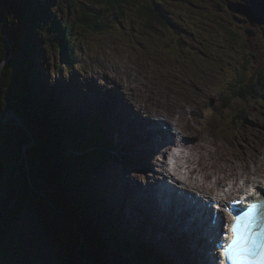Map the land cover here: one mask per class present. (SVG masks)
<instances>
[{"label":"rangeland","instance_id":"rangeland-1","mask_svg":"<svg viewBox=\"0 0 264 264\" xmlns=\"http://www.w3.org/2000/svg\"><path fill=\"white\" fill-rule=\"evenodd\" d=\"M9 1L6 0V3L9 7H12ZM69 1L53 0V6H60L59 10L56 7H49L53 17H50L47 10L41 11L47 18L45 19L44 16L41 18V26L29 24L26 31L19 26L20 16L17 13L14 11V14L7 13L6 20L9 24L5 27L12 30L15 27L14 23L17 22V30L14 33H9V37L13 36L10 39L14 38L11 44L14 50H17L15 57L25 61L24 65L19 66L14 59L18 72L23 73V76H19L20 86L23 89L22 82L26 79L24 70L27 69L26 60L30 53L32 57L31 64L36 63L33 70L34 80L30 81L32 83L31 88L36 86L38 82L41 90L47 91L43 85L45 83H47V87H50V85V88L55 87V89H51L55 93L54 96H52V92H49L48 98H55L49 102L50 105L53 103L55 104L54 107L56 105L63 107L60 113L56 107L53 108L57 112L55 113L57 114L56 118L61 116L64 119L67 110L70 114L72 113L65 102V100H70L77 104L84 113L94 117L97 124L104 129L105 135L113 137L117 147L112 145L108 148L107 152L110 159L103 166L88 169V154L83 155L85 160H82L80 166L87 168L86 171H89V174H94L102 192L106 191L104 193L110 199L106 202L113 212L117 209L122 213V216L119 213L116 214L120 230L123 233L130 231L131 235L140 241L139 246L147 250V255H143L145 262L142 260V263L136 258L135 263L192 264V261H190L191 255L184 251L183 247L185 246L183 245L189 244L188 239L194 240L195 238L190 237L184 223L180 225L172 224V226L180 227L177 234L181 236H174L173 240L183 257L187 258L185 261L176 259L173 250L166 248L164 244L153 242L143 231L145 226H150L154 230L163 227L162 224H158L160 220L158 215L157 223L152 221L153 214L147 209L146 203L145 205L140 204L139 207L137 204L143 198L140 195L143 191L141 184L147 185L158 179L154 175L155 172H151L149 169L150 166L151 168L156 167L158 163L163 164V152H160V149L163 148L164 143H160L158 146L151 145L153 141L151 136L153 135L150 134L146 125L138 120H143L142 117L148 118L146 110H150L152 115L162 111L180 119L183 122L180 128L187 129L185 137L188 141L186 138L184 141L189 145L187 148L181 146L183 149L179 151L185 154H193L192 159L194 160L196 158V166L199 167V170L194 173V176L199 173V179L205 177L206 173H214L218 183H230V179L225 175L226 172L219 171L223 163L229 164L230 159V164L234 162L235 165L234 167L229 166L227 169L230 171L229 173L232 171L237 173L234 176L238 178V184H242V178H248L249 174H252L250 177L251 186L248 187L250 189L254 184L257 185L256 180L259 183L264 181V171H258L260 169L264 170V106L261 108L259 102L255 101V104L252 102L251 106L248 107L247 120L244 121L242 127L235 128V130H233V127L237 123L232 121V119H235L232 115L235 117L238 109L236 111L233 109V111L231 107L228 112L216 105L218 114L213 113L215 101L218 98L222 99L221 94L231 92V89H228L229 81L235 80V77L239 75L243 64L242 56H239L241 51L245 52V57L249 60L247 64L248 73H255L251 75V78H245L243 83L250 84L249 81H258L259 77L256 74L264 70V23L251 25L245 15L232 11L228 4L237 0H194V2L191 0V4H195L192 10L200 12L199 16H193V20L180 10L182 3L189 5L190 0H157L158 3L163 1V6L169 8L168 11L173 14V18L175 16L176 27L172 28L168 22L165 27L154 25L156 30L153 31L144 29L141 24H138L135 14L131 12L132 9L127 6L130 5V2L153 3V1L156 2L155 0H126L125 5L117 7L113 11L109 5L100 3L98 0ZM72 1L73 4H70ZM4 2V0H0L1 6L3 4L6 7ZM239 2L243 1L239 0ZM243 3L249 5L248 0ZM160 6H162L161 3ZM26 9L28 12L30 8L26 7ZM5 10L4 8V12ZM115 11L118 12V17L113 15ZM86 13L95 14L94 18L98 19V25H101L104 29L92 32L83 28L79 22L76 23L79 16H84ZM12 15H15L16 18L11 19ZM52 20H55V24H59L61 21L70 23L74 30L72 34L73 38L76 39L75 43L65 45L58 43L56 48L46 45L43 41L44 30L47 26L52 27L49 23ZM33 26L35 31L39 27V36L42 39L43 46L34 47L36 44L31 40ZM248 30L251 31V35L247 33ZM6 33V30L0 29V46H2V41L5 38V41L7 40ZM26 33L30 34L23 37ZM28 42L31 43L28 44ZM73 44H76L77 50L72 53ZM66 45H68L67 48ZM65 53H67V56L64 57L71 59L69 65L66 64L67 59L63 57ZM68 53H71L70 57ZM7 56L13 58L14 55L8 52ZM2 70L6 74L7 67L3 66ZM28 73L25 72L26 75ZM43 78L47 79V82H42ZM121 89H124V92ZM112 94L114 97L122 94L120 116L115 108V103H118V101L112 97ZM57 95H61L60 100H57ZM72 102L70 103L73 106ZM108 105L112 108L109 109ZM186 106H188L187 112H183L182 108ZM172 108L174 109L173 112H171ZM63 109L65 112H63ZM241 109L244 112L243 105H241ZM246 110L248 109L246 108ZM73 111L75 113V110ZM133 114L138 116V120L133 117ZM209 115H211L210 120L214 116L211 122ZM75 117L79 118L78 116ZM112 120L117 121L116 125ZM5 123L8 124V121ZM177 123L175 124L177 125ZM79 129L82 131L83 125H79ZM117 130L122 137L123 144L119 143L116 137ZM71 131L73 132V129H69V133ZM81 131H75V133L79 134ZM57 133L58 131L55 130L53 132L47 131L50 138L56 136ZM140 138L142 140L136 144ZM58 139L60 144L64 143V145L61 144L65 151H62V155L66 158L67 163L70 162V167L64 166L63 168L67 169L66 175L68 174V176L74 178L72 177L73 181H71L66 177L64 185L47 184L48 188L42 190L54 196L57 203H59L58 208H61L62 214L68 217L66 219L59 217L58 220L67 224L78 234L81 229L82 218L73 213V208L76 201H79L83 211L85 204L88 203L87 192L90 193V190L94 188L92 186L93 182H87L88 185H86L83 174H78L81 169H75L79 167L81 159L77 157L81 154L75 151L74 144L70 141L69 136H62L59 132ZM130 154L135 155L136 163L134 164L137 166L135 169L130 167L131 164L127 165L128 161H132ZM126 157V160L123 159ZM43 159L40 153L37 158L39 161L37 172H40V174L43 173L42 168L45 169ZM46 159L50 160L49 157H46ZM121 159L123 160L121 161ZM123 161L126 162L123 163ZM138 164L140 165L138 166ZM130 170L133 171L128 173ZM182 172L187 173L184 169ZM159 173H163L162 169ZM218 176H222V181H219ZM185 180H189V178L185 177ZM208 181L210 184L213 183L211 177ZM121 183L124 186V192H122ZM126 184H129L130 187H127ZM82 185L86 187L84 188ZM9 187L10 178L4 163L0 159V213L10 205L11 190L8 191ZM41 188L42 185H39V192ZM118 188L121 190H118ZM72 189L75 190V193ZM19 192H21L20 197L17 202L13 200L12 206L13 210L20 208V213L16 217L12 229H10L9 240L8 230L5 228L4 231V226H1L3 229H0V240L3 244H7L4 246L6 262L13 264L15 262L14 258L17 259L21 255L28 257L34 255L31 264H50L48 257L51 255L52 250L45 236L41 234L39 215L36 217V212L35 215L31 212L26 213L25 205L30 204L32 208L37 209L39 213L41 212L44 218L49 216V207L46 206L44 199H36L34 190L29 189L27 193L22 194L21 188ZM129 195L130 199L128 198ZM92 197L90 195V198ZM128 204H131V206ZM128 206L131 207L129 213L127 212ZM141 210L145 211L141 212ZM75 211L80 215L79 209ZM131 215L136 216L137 223L130 218ZM163 215L169 221L167 212H164ZM6 216L12 217L13 212L8 213ZM82 216L87 218V215L83 212ZM89 216H91V220H94L92 214L89 213ZM53 218L54 215L49 216V219ZM56 223L57 218L54 220V225ZM163 223L165 222L163 221ZM117 226L118 224L114 222L112 230H115L116 233L119 230ZM26 228H28L27 235ZM109 231L111 233V230ZM2 232H4L3 235ZM82 235L83 240L93 246L91 244L92 240L84 229ZM118 235L121 236L119 233ZM155 235L164 239L163 235L159 233ZM120 239L127 246H136L132 245L135 244L133 240L125 241L122 236ZM102 240L104 243L106 242V245L108 244V236L105 232L102 233ZM143 240L152 243L153 248L145 244ZM101 242L100 240V244ZM129 242L132 244H128ZM123 244L120 245L123 246ZM98 250L99 253L102 252L101 245H99ZM157 250H162L164 253L158 254ZM121 251L123 252L125 249ZM116 252L119 254V251ZM128 252L134 254L132 250ZM117 253L116 263L114 262V264H120ZM130 256L127 254L128 261ZM104 259L103 256L100 257L98 263L102 264ZM107 264H112V261L107 259Z\"/></svg>","mask_w":264,"mask_h":264},{"label":"trees","instance_id":"trees-1","mask_svg":"<svg viewBox=\"0 0 264 264\" xmlns=\"http://www.w3.org/2000/svg\"><path fill=\"white\" fill-rule=\"evenodd\" d=\"M100 3H103L105 5H109L113 10H115L117 7H121L122 5H125L124 2H126V0H98ZM153 1V0H152ZM156 2L153 1V3H145V2H130V5H128L127 7H130L132 9V13L135 14L136 16V20L138 22V24H141V26H143V28L145 29H151L153 31H155V27L154 25L158 26V27H165L167 25V23L169 22L170 25L172 26V28L176 27V20H175V16L173 18V14L170 13L167 8H165V6H163V1H160V3L157 2V0H155ZM70 2V1H69ZM194 2V0H193ZM10 7L11 9H7V7L5 6H1L0 4V29H5L7 31L6 36H7V40L5 41V39L2 41L3 44L2 46H0V75H1V80H0V120L3 118L6 109L8 108V105L10 104V110H13L15 112H17L19 114V116L23 119L24 124L26 126L27 129H29V131L32 133V135L35 138V141L37 142L34 147L32 148L31 152H33L32 154H30L31 160H30V164H36V154L39 156V154L41 153V157L44 158L43 159V167L45 169L42 168L43 173L40 174V172L38 173V167L36 168L35 166L32 167V169L35 171L34 174L35 175H39L42 179L49 181V183H55L57 182L60 185H64V180H62L64 177L68 178L69 180L73 181L71 178V176H68L67 173V169L63 168L65 167H70L69 161H68V165L66 162V158H64V156L62 155V151L65 152L61 146L64 145V143L60 144V141L58 139V133L60 132L62 134V136H69L70 141L74 144V149L76 152H79L81 154V156H78L77 158H80V164L79 167L75 168V169H81L78 171V174L82 173L84 176V183L86 185H88L87 182H93L92 186L94 188H92L93 190H90V195L92 198V200H89L87 205L85 206V211H82V208L80 206L73 208V213L79 217L81 216L82 218V224L81 227L84 228V231L87 233L88 236H91L93 239L91 244H93V246H91L88 243V248L90 251L91 255H94L95 258V262L96 264L98 263V259L100 258V256L103 255V257L105 258L102 262V264H107L106 263V257H109L110 252H113V254H110V260L112 261V264H114V262L116 263V251H119V254L117 253V255H119V259L121 260V264H136L135 263V259L138 261L143 259V255H147L146 251L143 248H141L139 246V244H132L131 242H129L128 244H132V245H136V246H127L126 244H123V246L120 245V238H118V240L116 239L117 234L119 233L124 239L126 240H133L135 242H137L136 238H132L131 236L127 235L126 233L124 234L122 232V230H120L119 228V224L116 222V220L110 216V212L104 210L103 208L106 206L105 203L102 201L101 199V195L98 191V189L96 188V183H95V177L94 174H89V171L87 172L84 166H80L82 160H85V157L83 155L88 154V169L90 168H95L97 166H103L104 163L110 159V155L108 154L107 150L109 148V143L110 141L106 138H104L101 134V127L99 125H97V123L95 122V118L93 117H89V116H84L80 113V111L76 110L73 106H75L74 103L73 106L71 105V103L69 104L68 108L69 110H75V113H69L68 110L67 112H65V110L63 109V112H65L67 115L66 117L64 116V119L61 116H58L56 118L55 112L56 109L58 110V112H61V108H63L62 106H53L55 104L52 103V105H50V101L54 100V99H50L48 98V95H45L44 99H43V103L40 101L41 97L38 95H35L34 91H31V85L32 83L30 82L31 80H34V76H33V70L36 66V63L33 65L31 64V55L29 53V56L26 60V66L27 69L24 70V75L26 77V79L23 80L22 82V87L20 86V79L19 76H23V73H19L18 72V68L14 63V59L15 61L19 64V66L24 65V60L23 59H18L15 57V55L13 56V58H10L7 56L8 52H16L11 44V41L14 40V38L10 39L9 37V33L12 32L14 33L17 30V22H15V27L11 30L8 27H5L6 25H8L9 23L7 22L6 18L8 17V14H14L13 11L15 13H17L20 17H19V26L24 28L25 31L27 29V26L29 24H37L38 26H41V18L44 16L45 19L47 18V16L45 14H42L41 11H46L47 9L43 6V5H39L37 0H29L28 2L26 0H10ZM73 4V1L70 3ZM186 3H182V8L180 7L181 12L186 15V16H190V18L193 20V16H199V11H193L192 8L193 6H195V4H191V0H190V4L187 5ZM192 5V6H191ZM81 6V5H80ZM27 8H30L29 11L27 12ZM60 6L56 7V9H58ZM124 7V6H123ZM191 7V8H190ZM4 8L6 9L4 12ZM14 8V9H13ZM169 9V8H168ZM59 10V9H58ZM32 12V13H31ZM116 12V13H115ZM113 13V15L115 17H118V12L115 11ZM47 13H49L50 17H53V13L50 10H47ZM16 14V15H17ZM3 15V16H2ZM7 15V16H5ZM65 15V14H64ZM13 17H15V15H12ZM23 16V18H22ZM94 16H96L95 14H89L86 13L84 14V16H79V18L77 19L76 23L79 22L80 25H82L83 28H85L86 30L92 31V32H96V31H100L102 29H104L103 27H101V25H98V19H96V17L94 18ZM16 18V17H15ZM70 20V19H69ZM175 20V21H174ZM51 24L52 27L47 26L44 30V36H43V41L46 45H50L52 48H56L57 44L59 43L60 45L62 44H72L75 43V40L73 38V34L72 32L73 27L72 25L66 21H61L59 24H55V20H52L49 22ZM42 32V29H41ZM40 32V34H41ZM32 37L31 40H33V43L36 44L34 45V47H40L43 46V42L42 39L39 36V27L38 30L35 31V28L33 26V30H32ZM28 34L30 33H26L25 36L23 37H27ZM24 40V39H23ZM8 41V43L6 44V42ZM30 41V39H29ZM38 42H40V44H38ZM15 44V42H13ZM31 42H28V44ZM33 47V48H34ZM68 47V45H66V48ZM77 50V46L76 44H73L71 52L73 53L74 51ZM250 50V49H249ZM38 52V50H37ZM39 53V52H38ZM71 53H68L69 57H70ZM45 56V55H44ZM67 56V53L63 54V57ZM242 59H243V64L240 68V72L239 75L235 77V80L233 81H229V88L231 89L230 93H226L224 95H220L222 96V99H217L215 101V103L217 104L218 102V106H220L224 111H230L231 110H237L238 109V113L235 115H232L233 118H235L234 120L232 119V121H235L233 130L238 129L240 127H242L244 121L247 120V114L249 112V105L254 102V104L256 103L255 101L260 103V107L262 108L264 106V70L263 71H259L258 74H256L259 78L258 81H249L250 84H246L243 83V80L247 77L251 78V75L255 74V73H251L249 74L247 71V64L249 62V60H247V58L245 57V52L241 51V55ZM8 58V61H7ZM66 58V57H64ZM36 59V58H35ZM39 59V58H38ZM66 64L69 65V61H71V59L66 58ZM4 61V63L2 64V62ZM68 61V62H67ZM36 62L38 63V60L36 59ZM40 62V60H39ZM3 66L7 67L6 70V74L5 72H3L2 68ZM29 70H30V75H29ZM46 70V68H45ZM76 71V70H75ZM28 73L27 75L25 74ZM17 73V74H16ZM15 74L17 76H15ZM26 80V82H25ZM45 82H47V79H45ZM47 83H45L46 85ZM51 87V85H50ZM48 87L49 92H52V88L55 89V87L53 86L52 88ZM53 94H55L54 92H52ZM33 95L35 97H37V100L34 99ZM60 96L56 97L57 100H60ZM65 99V98H64ZM49 100V101H48ZM37 101V102H36ZM15 102V105H14ZM66 102V100H65ZM67 103V102H66ZM230 103V104H229ZM241 105L244 106V112L241 109ZM251 106V105H250ZM52 107V108H51ZM13 108V109H12ZM54 108V109H53ZM60 108V109H59ZM246 108L248 110H246ZM218 110V108H217ZM233 110V111H234ZM218 114V112H216ZM54 114V116H53ZM78 116L79 120L75 117ZM72 117V118H71ZM70 118V119H69ZM79 122V123H76ZM247 123V122H246ZM70 124V126H69ZM79 125H83V129L82 131L79 129ZM6 126H8L7 123L2 124V122H0V131L1 130H5ZM11 127H16V125H11ZM75 129H74V128ZM67 128L69 129H73V132L71 131L69 133V129L67 130ZM58 131L57 135L53 138H50L47 135V131ZM75 131H81V133L77 134L75 133ZM74 133V135H73ZM86 135V137H83L82 135ZM51 136V135H50ZM20 139L23 140V142H28L31 140V137L27 134V132L25 131H20ZM89 141V142H88ZM87 145H84V144ZM91 146H90V145ZM93 146V147H92ZM82 147V148H81ZM70 151V150H69ZM65 154V153H64ZM46 157H49V161L47 160L46 162ZM122 161V159H121ZM64 171V172H63ZM37 172V173H36ZM86 175V177H85ZM89 175V177H88ZM46 176V177H45ZM78 176V175H76ZM90 179H88V178ZM74 178V177H73ZM90 180V181H89ZM26 181V178H25ZM81 182V181H80ZM14 183H15V179H14ZM63 183V184H62ZM21 184V183H20ZM19 184V186H20ZM91 185V184H90ZM91 186V187H92ZM82 187H86L85 185H82ZM77 202V201H76ZM78 203L80 204V202L78 201ZM83 208V209H84ZM76 209H79L80 215L78 213H76ZM82 212L84 214H86L88 216V214H92V217L97 219V221H99L101 228H111L113 229V223L116 222L118 224V233L115 232V237L111 234H108V241H107V245L106 242L104 243L103 241L101 242V247L103 246V250H105V252H103L102 254L99 253V245H100V236L94 235L93 233V225H91V219L90 218H85L84 216H82ZM110 224V225H109ZM88 228V229H86ZM80 229V228H79ZM113 231V230H112ZM81 232V229H80ZM93 235V236H92ZM102 235V233L100 234ZM99 236V237H98ZM120 239V240H119ZM110 244V245H109ZM140 247V248H139ZM0 248H3L2 246H0ZM125 248V251H121L122 249ZM133 251L134 254H132L131 252H128L130 250ZM98 252V253H97ZM130 253V254H129ZM6 253L0 249V264H12L11 262L7 263L6 262ZM127 254L131 255L129 257V261L127 259ZM133 257V258H132ZM148 260H150L148 258ZM14 261V260H13ZM101 261V260H99ZM145 262V261H144ZM109 263V262H108ZM143 263V262H142ZM13 264H28L27 260L24 261H18V259H15V262ZM99 264V263H98Z\"/></svg>","mask_w":264,"mask_h":264},{"label":"bare ground","instance_id":"bare-ground-1","mask_svg":"<svg viewBox=\"0 0 264 264\" xmlns=\"http://www.w3.org/2000/svg\"><path fill=\"white\" fill-rule=\"evenodd\" d=\"M52 2H53V0H38L39 5H43L47 10H50V8H53V7L55 8L56 7V6H53ZM167 10H169V9H167ZM10 18L13 19V16H11ZM14 19H15V17H14ZM35 79H36V77H35ZM0 80H1V75H0ZM36 82H37V80H36ZM42 82H45L44 78L42 79ZM43 85H44L45 89H47V91L46 90H41L39 82L36 83V86H34L32 88V90H31V91L35 92V95H38V96L41 97L40 101L42 103H43V99H44L45 95H48V93H49L47 85H45V84H43ZM132 90H134V89L132 88ZM121 91L124 92V89H121ZM52 96H54L53 93H52ZM33 97H34V99L37 100V97H35L34 95H33ZM57 97H58V95H57ZM112 97L115 100L118 101V103H115V108L117 109V113H119V116H120L121 115L120 109L122 107V105L120 103V100L122 98V94L120 96H118V97H114L113 94H112ZM66 102H67V105L69 106L70 102H72V101L66 100ZM73 107L76 110L80 111V113L82 115L90 117V115L88 113H84L82 111V109L77 104H75V106H73ZM108 108L111 109L112 107L108 105ZM146 114L148 116V120H147L148 124H145L146 127H148L149 125H155L158 128V129L154 130V134L151 131H150V134L156 135V136H161L162 135L163 137L166 138V141H168V143L167 144H163V148L160 149V152L161 151L163 152V155H162L163 156V158H162L163 164L158 163V165H156V167H154V168L152 167L151 168V166H150V169H149V171H151V172L154 171L155 172L154 175H155V177H158V179L155 182H151V183H149L147 185L141 184L142 185L141 188H142L143 191H141L140 195L143 198L137 204V206L139 207L140 204L145 205V203H146L147 209L150 210V212L153 214V216L151 217L152 221L157 223V215H158L159 218H160L158 224H162L163 227H161V229H159V230H154L150 226H145V227H143V231L146 233V235L153 242L158 243V244H164L166 246V248H168L170 250H173L175 252L174 257L176 259H179L180 261H183V260L185 261V260H187V258L183 257V255L181 254V251L175 246V242L173 240L174 236H181V235L177 234L179 232V230H180V227L179 226H174V227L172 226V224L173 225H180V224L184 223L186 230L190 234V237L195 238L194 240L188 239L189 244L183 245V246H185V247H183L184 251L187 252L189 255H191L190 256V258H191L190 261H192V264H213L210 261V259L208 258V256H206L207 249L205 248V244H210L211 243L210 240L208 239V237H210V235L207 234V236H208L207 237L205 235L206 233L204 231V227L201 228L200 225L198 226L197 222L201 223V220L203 219V221L205 222V227H207L208 229H212L213 233L214 232L218 233V236L220 238H222L221 241H220V244L225 243V238L230 239L231 236H227L228 233L222 232L221 228L219 227L221 217H223L224 219H227V218L229 219L230 217H232V216H230L231 213L236 214V212H237L236 211V206H235L236 202H237L238 206L241 209V207H243V208L244 207H248V206H250L253 203L261 202V200H264V197H262L263 195L261 196L262 192H264V181H261L260 185H258L259 181L256 180L258 182L257 183L258 186L256 184H254L253 187H251V189H250L248 187L251 186V183H250L251 178L250 177L252 176V174L251 175L249 174L247 179L243 178L244 182L242 181V184H238V178L234 176L237 173L234 172V171L229 173L230 171L227 169V168H229V166L230 167H234V165H235L234 162H232L230 164V159H229V164L230 165L229 164L226 165V164L223 163V165L221 166V170H219V171L226 172V174L225 173L224 174L226 175L227 178L230 179V181H229L230 183H227V182L218 183L216 178L214 177L215 176L214 173L213 174L206 173L205 177H202V179H199L200 178L199 173L196 174L197 176H194V173L199 170V167L196 166V162H197L196 158H195V160L192 159L193 154L189 153V154L183 155L184 153H182L180 151L174 152L173 145H175L176 148H178L179 146H182L184 148L188 147L189 144L184 141L185 138L183 139V141L182 140H180V141L176 140V142L174 143L173 139L168 137V135H167V133L169 134V132H168L169 128H164V126L165 127L175 126L176 129H178L177 134L182 136L180 127L183 125V122L180 119H178V121L175 120V119H172V121H165L164 123H160L161 121H163L162 118H164V115L166 114V113H164L162 111L158 112L155 115H152L150 110H146ZM133 117L136 120H138V116L137 115L133 114ZM6 121H8L7 120V115H6ZM138 121L141 122L140 120H138ZM112 122L116 125L117 121L112 120ZM96 123H97V121H96ZM175 123H177V125ZM101 134H102V136L104 138H106V139H108L110 141L109 147H111L112 145L116 146L113 137L111 135H105L103 128H101ZM170 134L175 135L174 131H170ZM82 136L86 137L85 134L82 135ZM116 137L118 138L119 143L123 144L122 137H121L120 133L118 132V130L116 131ZM140 137H142V136H140ZM145 137H147V136H145ZM151 137L153 138V136H151ZM154 139L155 138H153V141H152L151 145H156V144H154ZM141 140L142 139L140 138L137 141L136 144H138L139 141H141ZM166 141H165V143H166ZM160 143H163V142L161 141ZM130 157H131L132 161H130V162L128 161L127 165H129L131 163H136L135 155L133 154ZM123 159L126 160L127 157L123 158ZM124 162H126V161H123V163ZM176 163H179V164L176 165ZM186 163H187V166H186ZM139 165L140 164H138V166ZM147 166H148V164H147ZM159 166H162V167H159ZM126 168H127V166H126ZM145 168H147V167H145ZM160 169H162L163 173H164V171H167V173H168L169 169H172V170L176 171V173L178 175L182 174L186 178H189V180H185L186 182H185L184 186L189 188V189L191 187H193L194 191H195L194 193L195 194L198 193L202 211H197L194 207L189 205V204H191L192 201L195 200L194 195H192L191 193H188V195L186 196V201H187L186 204L184 203L185 201H181L179 199V197H182L181 196L180 181H177L176 183H172V182L167 181L168 179H166V178L162 179V176H158L157 175V174H159ZM183 169L187 173L184 174L182 172ZM258 171H264V170L260 169ZM257 174H259V173L257 172ZM210 177L213 180V183H211V184L208 181V179ZM217 178L219 179V181H222V179H223L222 176H218ZM159 180H163V181L160 182ZM95 183H96V188L98 189V191H99V193L101 195V199L106 205L103 209L106 210V211H109L110 212V216L113 217L116 220V222L119 224V221H118V219L116 217V214L119 213L122 216V213H120V211L117 210V209L115 210V212H113V210L110 207V205L106 202V201H110V199H108L107 195H105V193H104L106 191L102 192V189H101L100 186H98L96 179H95ZM155 185H157V186L161 185V187L176 188L177 189L176 196H177L178 203H179L180 206L178 208H175L169 202H166V203H169L171 206L164 205L162 201L163 200H167L166 197H165V190L164 189L161 190L162 196L159 199L156 195H154L152 193L153 190H151V188L153 186H155ZM126 186L130 187L129 184H126ZM256 187H257V190H256ZM121 189H122V192H124V186H123L122 183H121ZM121 189L118 188V190H121ZM244 190H245V192H244ZM72 191L75 193L74 189H72ZM90 193L87 192V196H88L87 197V199H88L87 201L90 200ZM229 197H233L234 198V204H230L229 205L227 201H223L222 202V200H227ZM128 198L130 199V195L128 196ZM207 201L208 202L209 201H218V203L217 202L216 203H210V204L207 205V212H208L209 215H211V216H209V218L213 219L214 215H216V218L218 219L214 226H212L210 223L205 221V218H206L205 211H206V203H207ZM242 202L244 203L243 205H242ZM159 204H160V206H159ZM128 205L131 206V204H128ZM78 206H80V204L78 202H76L75 207H78ZM85 206H88V205L85 204ZM130 206L127 207V212L130 211V209H131ZM262 207H264V204H262ZM83 210L85 211V208ZM145 210H141V212H144ZM222 210H224L225 213H221ZM212 211H216V214L213 215ZM242 211H244V210H242ZM164 212H167V217L169 216V221H168V219H165L166 217H164V215H163ZM240 212H241V210H240ZM240 212H239V214H240ZM262 214H263V217H264V212H262ZM90 217L91 216H89L88 218H90ZM130 218L133 221H135V223H137L136 222L137 221L136 216L131 215ZM93 219L94 220H91V225H93V233L95 235L98 234L101 237L100 238L101 241H103V240H102V235H100V234L104 233V232L106 233V235H107V233H109V234L112 233L111 235H113L115 237L114 230L112 231L111 228H101V225H100L99 221H97V219L95 220V218H93ZM162 220L165 223H163ZM223 221H225V220H223ZM260 227L261 226L259 225V228ZM83 229L84 228L81 227V232L80 231L78 232L81 236H83L82 235V230ZM109 230H111V233H110ZM199 232L201 233V235L198 234ZM125 233L127 235L131 236L132 238H136L135 236L131 235L130 231H128V232L126 231ZM156 233H159V234L163 235L164 239H162L161 237L155 235ZM196 234H198V236H196ZM89 237H90V239H93L91 236H89ZM118 238H121V236H119L117 234L116 239L118 240ZM136 240H137V242L134 241V243L135 244H140V241L137 238H136ZM205 240L207 241V243L205 242ZM143 241H144L145 244H148L149 246H151L153 248V244L152 243H148L145 240H143ZM120 242H121L120 244H123L121 240H120ZM102 248H103V246H102ZM160 251H162V250H157L158 254H163L164 253L163 251H162V253H160ZM103 252H105V251L102 250L101 254ZM111 253L112 252H110V254ZM214 253H215V251H214ZM110 254H109V257H110ZM102 256H100V257H102ZM168 257H170V256H168ZM106 258L108 260H110V258H108V257H106ZM107 259H106V263H107ZM119 261L121 262L120 259H119Z\"/></svg>","mask_w":264,"mask_h":264},{"label":"water","instance_id":"water-1","mask_svg":"<svg viewBox=\"0 0 264 264\" xmlns=\"http://www.w3.org/2000/svg\"><path fill=\"white\" fill-rule=\"evenodd\" d=\"M4 1L7 9H11L7 5L6 0ZM242 1L244 2L246 0ZM248 1L249 5H246L243 2H229L228 6L232 11L245 15L251 25H255L256 23H264V0ZM248 34L251 35L250 30H248ZM15 76L17 75L15 74ZM10 107L11 105L9 104L3 118L0 120V122L4 124L6 122L7 115L8 126H6L5 130L0 131V159L7 169V174L10 178V187L8 191L11 190L10 205L7 206L2 211V213H0V229H3L1 228V226H4V231L5 228L8 230L9 240V236L11 235L10 229H12V226L15 223V219L20 213V208L13 210V200H16L17 202V200L19 199L21 194L19 190L21 188L22 194L25 192L27 193L29 189L34 190L36 192V199H44L46 206L49 207V216L54 215L53 219H49V216L44 218V216L41 215L42 213H39L37 209L32 208L30 204L25 205L26 213L31 212L35 215L36 212V217L39 215L41 224L40 229L42 231L41 234L45 236V239L49 243L48 245L52 250V256L50 255L48 257L50 264H96L94 256L90 254L88 242L83 240V236H81L79 233L77 234L67 224L58 220L59 217L63 219H66L68 217L62 214L61 208H58L59 203H57V200L54 198V196H51L50 194L45 193V191L42 190L48 188L47 183H49V181H46L39 175L34 174L35 171L32 169V167H38V153L36 154V164H30V154L33 153L31 152V150L37 142L35 141V138L29 131V129L26 128L23 119L19 117L17 112L10 110ZM11 125H16V127L12 128ZM20 131H26L27 134L31 137V140L28 142H23V140L19 138ZM64 179L65 177L62 180ZM50 184L57 185L58 183L55 182ZM39 185H42L40 192L38 191ZM25 189L26 191H24ZM10 212H13V216H6ZM55 218H57L56 225H54ZM26 227L28 226L26 225ZM27 229L28 228H26V235L28 234ZM3 233L4 232H2V235ZM7 243L9 244V242ZM5 245L7 244H3L0 240V246L3 247L0 249H2L6 253L4 247ZM33 257L34 255L30 257L21 255V257H17V259L20 262L27 260L28 264H31ZM89 258H92L93 260H89Z\"/></svg>","mask_w":264,"mask_h":264},{"label":"snow or ice","instance_id":"snow-or-ice-1","mask_svg":"<svg viewBox=\"0 0 264 264\" xmlns=\"http://www.w3.org/2000/svg\"><path fill=\"white\" fill-rule=\"evenodd\" d=\"M262 212L264 207L256 202L233 217L231 238L222 244V264H264V228H259Z\"/></svg>","mask_w":264,"mask_h":264}]
</instances>
